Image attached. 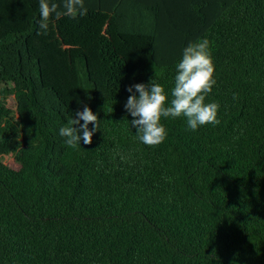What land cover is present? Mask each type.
I'll use <instances>...</instances> for the list:
<instances>
[{
  "label": "trees",
  "instance_id": "obj_1",
  "mask_svg": "<svg viewBox=\"0 0 264 264\" xmlns=\"http://www.w3.org/2000/svg\"><path fill=\"white\" fill-rule=\"evenodd\" d=\"M85 7L38 35L39 0H0V264H264V0ZM202 39L220 124L168 118L141 143L126 89L153 79L171 99ZM84 106L100 128L68 147Z\"/></svg>",
  "mask_w": 264,
  "mask_h": 264
},
{
  "label": "clouds",
  "instance_id": "obj_2",
  "mask_svg": "<svg viewBox=\"0 0 264 264\" xmlns=\"http://www.w3.org/2000/svg\"><path fill=\"white\" fill-rule=\"evenodd\" d=\"M38 35H47L51 20L62 17L86 16L88 8L85 0H39ZM215 65L207 39L189 43L183 50L176 65L174 86L171 99L163 85L150 80L148 84L138 83L129 86L130 94L124 105L125 111L133 118L129 123L136 130L139 141L149 147L158 146L167 138L164 119L184 117L187 127L197 131L206 125L217 126L219 105L206 103V97L212 93L217 81ZM137 93L139 94L137 96ZM236 96H233L235 99ZM81 121L83 123L81 124ZM97 115L88 106L77 111L71 119L59 129L64 143L71 148L93 143L92 137L100 128ZM93 125L89 129V125Z\"/></svg>",
  "mask_w": 264,
  "mask_h": 264
},
{
  "label": "rangeland",
  "instance_id": "obj_3",
  "mask_svg": "<svg viewBox=\"0 0 264 264\" xmlns=\"http://www.w3.org/2000/svg\"><path fill=\"white\" fill-rule=\"evenodd\" d=\"M7 161L10 162V163H12V162H13V159L10 158V159H8Z\"/></svg>",
  "mask_w": 264,
  "mask_h": 264
}]
</instances>
